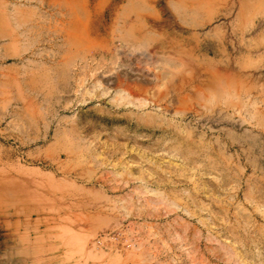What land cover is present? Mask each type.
I'll return each instance as SVG.
<instances>
[{"label": "rangeland", "instance_id": "1", "mask_svg": "<svg viewBox=\"0 0 264 264\" xmlns=\"http://www.w3.org/2000/svg\"><path fill=\"white\" fill-rule=\"evenodd\" d=\"M0 264H264V0H0Z\"/></svg>", "mask_w": 264, "mask_h": 264}]
</instances>
